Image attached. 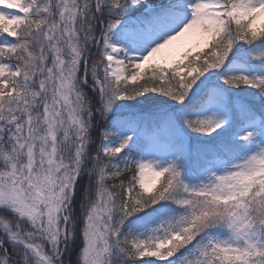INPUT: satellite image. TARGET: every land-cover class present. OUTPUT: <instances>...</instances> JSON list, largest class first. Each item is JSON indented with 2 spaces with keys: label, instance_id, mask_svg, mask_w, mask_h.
<instances>
[{
  "label": "snow or ice",
  "instance_id": "6c2138e0",
  "mask_svg": "<svg viewBox=\"0 0 264 264\" xmlns=\"http://www.w3.org/2000/svg\"><path fill=\"white\" fill-rule=\"evenodd\" d=\"M146 3L0 0V264H114L117 254L125 264H163L190 245L183 264H264V149L191 187L175 163L121 166L132 137L113 147V132H93L116 101L155 92L183 103L237 44L264 42V0H186L187 22L137 61L112 33L126 11ZM178 10L162 3L143 29ZM225 83L264 94V76ZM223 123L187 120L206 135ZM94 141L98 148L89 147ZM164 201L184 214L145 238L123 233L130 217Z\"/></svg>",
  "mask_w": 264,
  "mask_h": 264
},
{
  "label": "rangeland",
  "instance_id": "374dc122",
  "mask_svg": "<svg viewBox=\"0 0 264 264\" xmlns=\"http://www.w3.org/2000/svg\"><path fill=\"white\" fill-rule=\"evenodd\" d=\"M162 3L176 4L179 10L168 16L163 24L143 29V23L155 15ZM188 18L186 0H147L146 4L133 7L124 13L120 26L112 33V39L130 57L139 61L157 42H163L164 33L176 30L183 22H187ZM233 75H245L250 78L264 76L263 46L257 43L253 46L237 44L225 65L201 76L183 103L155 92L131 100L116 101L107 120L103 118L93 125V132L102 126L103 130L113 132L114 135L108 141L113 147L118 146L126 137H132L118 157L121 166L127 160L152 162L160 167L175 163L184 182L191 187H198L209 182L214 175L224 174L247 157L264 149V122L254 108L250 107L253 101V104L261 103L264 109V94L253 87H233L226 84L225 80ZM146 79L145 75L137 83ZM197 101L201 102L198 107L194 105ZM209 118L224 122L223 126L211 135L195 132L187 124L189 119ZM232 129L235 131L229 139L228 133ZM248 133H252L253 138L249 141L243 140L242 137ZM223 136L229 140L223 139ZM220 139L225 146L213 148L215 142ZM98 146L99 141H94L89 147L94 149ZM213 154H216L215 157ZM162 182L163 178H160L156 188ZM144 212L130 217L125 222L122 229L125 235L145 238L161 223L183 215L184 209L170 201H164ZM210 234L219 239L228 237L225 229H214ZM9 246L14 250L18 248L10 241ZM192 247L190 245L163 264H183V258L190 254ZM135 264L162 262L145 258Z\"/></svg>",
  "mask_w": 264,
  "mask_h": 264
},
{
  "label": "trees",
  "instance_id": "16d2710c",
  "mask_svg": "<svg viewBox=\"0 0 264 264\" xmlns=\"http://www.w3.org/2000/svg\"><path fill=\"white\" fill-rule=\"evenodd\" d=\"M257 43L259 45H262L264 47V42H257ZM251 102H252V105L251 106L254 108L255 112L258 115L262 116V118L264 119V109H262L261 103H259V102L255 103L254 102V104H253V101H251ZM200 103L201 102L197 101L195 103V106L196 107L200 106ZM107 118L108 117H106L105 120H107ZM100 120H102V119H100ZM223 139L229 140L230 138L228 139L227 137H223ZM221 142H222V139L218 140V142H216V146H225V144H222ZM82 180H84V182H85V180H86V174L82 176ZM86 182H87V180H86ZM144 213H146V212H144ZM10 248L12 250H14L13 247H10ZM113 259H114V264H125V261L127 260L126 257H124L122 255H119V254L115 255ZM135 262L128 261L129 264H135Z\"/></svg>",
  "mask_w": 264,
  "mask_h": 264
}]
</instances>
